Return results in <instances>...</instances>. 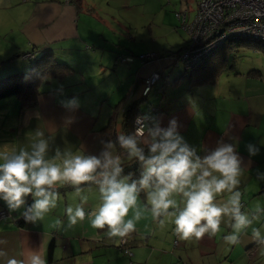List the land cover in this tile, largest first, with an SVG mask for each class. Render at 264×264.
<instances>
[{
  "label": "crops",
  "instance_id": "1",
  "mask_svg": "<svg viewBox=\"0 0 264 264\" xmlns=\"http://www.w3.org/2000/svg\"><path fill=\"white\" fill-rule=\"evenodd\" d=\"M26 1L0 0V13L3 15H0V78L29 68L30 60L17 55L28 51H34L38 56L43 51L53 50L58 59L80 65L83 51L76 46L84 47L88 39H96L87 33L81 34L80 14L96 13L95 6L85 4L84 0L79 6L75 0ZM9 10L11 17L7 20L5 14ZM117 58L106 60L102 52L99 59L91 60L90 69H97L106 80L100 91L95 90L93 78L90 84L82 75V78H74L73 81L65 77L45 82L38 102L29 106H20L16 97L1 99L0 149L26 146L39 128L55 138L50 155L55 154L57 146L84 147L89 154H99L103 141H115L105 138L101 130L112 121L117 133L123 132L120 120L126 102L139 98L148 75L161 68L166 73L168 67L160 62L152 63L154 61L143 63L132 60L120 64ZM251 70H258L260 76ZM123 73H128L124 76L127 79L125 87L119 81ZM236 73V83L227 85L224 91L216 87L219 86V76L213 83H197L192 88L187 86L188 89L181 86L179 80L170 82L172 87L163 86L160 100L151 104L160 108L158 112L149 109L144 112L165 127L170 120L176 119L181 134L201 154L205 149H214L221 139L237 142L244 167L239 187L243 191L242 202L251 212L257 203L264 206V178L261 177L264 174V147L254 157L249 156L246 148L249 143L259 146L264 141V68H251L247 74L246 71ZM72 98L79 101L80 106L76 110L64 107V103ZM68 119L73 122L67 124ZM58 190L64 196L63 203H59L57 209L36 224L20 226V212L11 213L0 201V209H8L12 216L0 220V240L4 241L0 247L7 253L5 260L13 256L20 258L29 249L44 243L48 264H89V257L90 264H154L155 256L160 264H168L164 259L165 253L178 256L179 264H264V244L252 236V228L264 231V216L241 233L235 245L226 244L224 238L216 235H205L193 243L183 239L178 242L175 232L171 231L173 224L168 222L161 227L148 217L137 225L136 232L126 237L127 244L134 248L132 257H129L120 246L121 238H108L104 230L92 229L87 221L67 227L63 208L70 202L73 189L65 186ZM85 191L89 197L88 206H94L99 200L98 190L92 186ZM57 218L64 221V227H55ZM227 227V223H222L224 234L231 231ZM165 234L167 237L161 238ZM172 242L174 246L170 251L166 247ZM117 244L118 251H115ZM237 246L241 247V252L235 256L231 247L234 249ZM190 248H194L193 255Z\"/></svg>",
  "mask_w": 264,
  "mask_h": 264
},
{
  "label": "clouds",
  "instance_id": "2",
  "mask_svg": "<svg viewBox=\"0 0 264 264\" xmlns=\"http://www.w3.org/2000/svg\"><path fill=\"white\" fill-rule=\"evenodd\" d=\"M79 106L76 98L64 103L69 110ZM136 124L134 132L103 141L99 154H89L84 147L57 146L50 155L55 138L39 128L26 146L0 149V201L11 213L20 212L25 222L36 224L63 203L58 189L70 186L73 193L63 208L69 228L87 221L92 229L104 230L108 238H126L150 217L161 227L173 224L180 239L200 240L215 236L222 223H227L231 231L224 241L229 245L237 244L241 233L264 216L261 204L250 212L242 202L239 186L244 167L237 142L221 139L214 149L201 154L186 141L176 119L165 127L144 116L137 117ZM262 147L264 141L246 146L250 157ZM125 156L137 162L138 176L125 173ZM92 186L99 200L89 207L85 190ZM55 227H64V221L57 218ZM252 236L264 244L261 228H252ZM6 256L0 247V264H48L44 243L20 258L5 260ZM88 260L90 264L91 257Z\"/></svg>",
  "mask_w": 264,
  "mask_h": 264
},
{
  "label": "rangeland",
  "instance_id": "3",
  "mask_svg": "<svg viewBox=\"0 0 264 264\" xmlns=\"http://www.w3.org/2000/svg\"><path fill=\"white\" fill-rule=\"evenodd\" d=\"M199 1L200 0H84L85 4L95 6L96 13L91 14L83 12L80 14L81 34L84 35L87 33L96 39H88L84 47L76 46V48L83 51L80 65H71L75 69L73 68L74 71L68 73L66 78H71L73 81L74 78L80 79L83 75L90 84L93 78V81L96 82L95 90L100 91L104 88L106 80L103 79L100 72H97V69L92 70L90 68L92 67L91 60L99 59L102 56V52L106 60H114L116 55L120 53L122 56L123 54V56H126L128 59L126 62L122 63H129L132 61L130 59L141 61L139 58L142 54L154 53L157 55L159 53L164 57L158 58L156 56L146 61H154L152 63L160 62L168 66L163 79L156 84L150 91L148 99L144 100L141 104L144 111L150 110L152 102L160 100L163 86L169 89L172 87L169 83L173 78L182 73L191 72L186 70L183 62H180L178 65L174 64L173 55L168 57L169 54L167 55L165 53L179 50L185 45V41L190 39L184 27L185 15L186 20L194 18ZM29 2H31V0L26 1V3ZM9 13L10 10L5 14L7 20L11 17ZM0 15L2 14L0 13ZM1 17H3V15ZM237 38L249 39L251 41L248 40L245 45L239 47L237 50H231L225 45L216 52L221 60V54H224L226 51L229 53L227 63L222 64L220 67L221 72L219 80L217 81L219 86H216L222 91L227 89V85L236 83V79H238L236 71H246L247 74V70L251 68H264V40L258 37L245 35H239ZM1 45L3 46L2 43ZM32 52H24V58H27ZM175 56L177 55L175 54ZM62 58L64 59L65 57L63 56ZM114 64L115 63H113L112 68ZM125 75H128V73H123L119 76V81L124 87L127 85V79H124ZM188 75H190V73H188ZM187 78L188 76L182 78V80L178 79V83L186 87V89H188ZM234 86L237 85L235 84ZM140 94L139 97L143 95L142 91ZM129 96H132V94ZM124 160H127L126 156ZM228 228L229 227H227V229ZM223 229L216 234L218 238H224V236L227 235L226 233L224 234ZM171 231L174 233V227ZM175 236L179 242L180 238L176 234ZM163 237H167V235H162L161 238ZM188 241L193 243L195 239H189ZM152 245L159 247L155 243H152ZM118 246L119 244L115 245V251H118ZM173 246L174 243L172 242V244L166 248L171 251L170 248H173ZM131 249L134 248L131 246ZM190 249V253L193 255L194 248ZM231 250H234L233 254L238 256L240 255L241 247L237 246L234 249L231 247ZM122 253L121 251V254ZM123 255L124 254H122V256ZM156 255L158 254L156 253ZM164 259L167 260L168 264H179L178 256H174L170 253H165ZM153 261H155L154 264H160L157 262V256L154 257Z\"/></svg>",
  "mask_w": 264,
  "mask_h": 264
},
{
  "label": "trees",
  "instance_id": "4",
  "mask_svg": "<svg viewBox=\"0 0 264 264\" xmlns=\"http://www.w3.org/2000/svg\"><path fill=\"white\" fill-rule=\"evenodd\" d=\"M75 1L79 2L77 6L81 5L82 3V0H75ZM248 40L249 39H240V38L235 39L234 37L229 38L227 41L221 43L217 47V49H215L212 53L204 56L192 68L186 69L191 72H187L185 74L182 73L178 75L179 77L176 76L175 78H173L171 82H175L178 79L182 80V78L188 76L187 85L188 87L190 85V88L196 86L197 83L198 84H205L209 82L213 83L220 75L221 65L227 63L229 56L228 51H226L224 54H221V58H222L221 60L220 57L216 54V52L225 45H227V47H229V49L231 50H237L239 47L245 45V43H247ZM190 41L191 38L189 40H186L185 45L179 50L170 51L169 53H165V54L167 55L169 54L168 57L173 55V57L175 58L176 57L175 54L178 56L183 51H185V49L189 47ZM32 53L34 54V51ZM23 54L24 52L17 55L23 56ZM157 56L164 57L161 56L159 53L157 54ZM27 58L30 60L29 68L12 72L9 75L0 78V100L9 97H16L20 103V106L22 107L29 106L30 104H35L38 102V97L43 91L42 85L43 84L45 85V82L55 79L62 80L68 75V73L74 71L73 66H71V64L67 63L66 61H62L58 59L53 50L43 51L40 54H38V56L35 54L34 56L31 57L28 56ZM116 58L117 59L120 58L119 62L121 64H126L122 62H126L128 59L126 56H123V54L121 56L120 53L116 55ZM153 58L154 56H150V57L145 56L143 58L140 56L139 59L143 63H145L146 60L148 61ZM158 72H160V78L158 80L159 82L165 76L164 74L165 71L164 69L161 68L159 69ZM250 72H254L256 76H260V72L258 70H251ZM188 73H190V75H188ZM7 78H13V79L7 80ZM156 84L153 86V88L156 86ZM128 97L130 96L128 95L127 98ZM148 97H149V93L146 95H142L141 97L137 98L135 101H131V102L129 101V103L126 102L127 104L124 105L125 107L124 110H121L122 118L120 122H121V127L123 128V132L125 133L134 132V124L137 116L140 115L141 113L146 115V112H144V110L142 109L141 104L144 100H147ZM153 106L154 105L150 106L151 111H153L152 109ZM101 131L104 132L105 138L107 139L109 138L115 140L116 136L118 135L115 124H113L112 121L109 125L105 126ZM120 151L122 152V150ZM124 161H125L124 163L125 173L127 174L131 172L134 176H138L139 171H138L137 162L135 160L132 161L124 160ZM66 187H70V186H66ZM30 202L31 200L29 199V203ZM18 224L20 226H25L27 222H25V220L21 217L18 219Z\"/></svg>",
  "mask_w": 264,
  "mask_h": 264
},
{
  "label": "built area",
  "instance_id": "5",
  "mask_svg": "<svg viewBox=\"0 0 264 264\" xmlns=\"http://www.w3.org/2000/svg\"><path fill=\"white\" fill-rule=\"evenodd\" d=\"M184 27L190 35V45L174 58V63L183 62L189 69L231 37L245 35L264 40V0H200L195 17L186 20L185 15ZM31 56L34 54L31 53ZM145 56L157 55H142ZM159 78L160 72L151 73L145 79L142 94H148ZM152 109L158 108L153 106ZM136 119L134 131L137 128ZM7 217H12L8 209H0V220ZM120 246L125 254L132 257L133 251L127 244V238H121Z\"/></svg>",
  "mask_w": 264,
  "mask_h": 264
},
{
  "label": "bare ground",
  "instance_id": "6",
  "mask_svg": "<svg viewBox=\"0 0 264 264\" xmlns=\"http://www.w3.org/2000/svg\"><path fill=\"white\" fill-rule=\"evenodd\" d=\"M142 55H144V54H142ZM142 55H140V56L142 57ZM157 57L159 58V56H157ZM142 58H143V57H142ZM146 61H147V60H146ZM174 64H175V63H174ZM155 71H159V70H155ZM155 71H153V72H155ZM153 72H152V73H153ZM148 76H149V75H148ZM148 76H147V77H148ZM147 77H146V78H147ZM146 78H145V79H146ZM144 82H145V81H144ZM123 110H124V108H123ZM157 110H158V109H157ZM157 110H153V111H157ZM140 115L146 116L145 114H140ZM140 115H138V116H140ZM138 116H137V117H138Z\"/></svg>",
  "mask_w": 264,
  "mask_h": 264
}]
</instances>
